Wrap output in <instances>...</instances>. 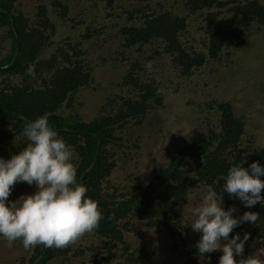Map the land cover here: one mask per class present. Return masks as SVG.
<instances>
[{"label": "trees", "instance_id": "obj_1", "mask_svg": "<svg viewBox=\"0 0 264 264\" xmlns=\"http://www.w3.org/2000/svg\"><path fill=\"white\" fill-rule=\"evenodd\" d=\"M22 1L0 0V157L8 159L22 150L28 143L20 134L24 125L47 114L71 148L77 182L98 202L103 219L68 247L37 245L18 264H145L152 255L147 242L139 243L142 229L165 231L171 253L184 264H198L197 239L185 227L189 195L208 185L220 192L228 169L237 163L264 166V147L243 141L242 107L230 97L210 98L205 104L216 111L215 124L209 118L206 133L185 141L165 165L154 167L146 185L123 186L112 176L118 155L128 147L129 125H143L148 115L164 107L158 73L169 69L197 84L202 78L203 84L224 81L234 64L228 58L251 41L255 27L264 26V0H92L91 9L83 7L75 15L65 0H34L32 14ZM61 25L96 29L64 35ZM193 26L202 32L199 40ZM107 29L119 41L114 64L124 72L96 116L84 120L77 97L92 85L94 69L83 40ZM149 62L151 68H146ZM29 65L34 77L25 74ZM223 201L225 210L241 209L233 213L237 217L245 211L259 215L258 224L245 222L229 234L249 235L243 256L264 248V206L257 202L246 208L227 193ZM221 255L219 250L211 253L210 264H218Z\"/></svg>", "mask_w": 264, "mask_h": 264}, {"label": "rangeland", "instance_id": "obj_2", "mask_svg": "<svg viewBox=\"0 0 264 264\" xmlns=\"http://www.w3.org/2000/svg\"><path fill=\"white\" fill-rule=\"evenodd\" d=\"M65 1L75 10L72 12L73 15L83 7L91 9L93 6L92 0ZM22 4L27 13H33L34 0H23ZM77 18L79 19V16ZM87 18L92 17L84 16L82 19ZM60 28H62L60 34L68 35L92 33L96 26L93 29H85L84 25H81L79 28L69 29L70 31L63 25ZM191 31L199 40L202 32L200 33L196 26L191 27ZM113 34L114 30L107 29L103 34L93 33L90 39L83 40V47L94 69L92 85L84 88L77 97L76 106L84 120L96 116L106 102L107 96L116 89L124 72L121 65L114 64L119 41L116 38L111 39ZM227 61H234V64L229 67L227 78L220 83L210 81V84H203L205 80L202 78L197 84L189 78L181 79L169 69L165 74L162 70L158 73V78L163 82L164 107L148 115L143 125H129L125 135L128 147H124L125 152L118 155V166L112 176L114 182H120L123 186L138 182L146 185L154 167L165 165L185 141L199 138L202 133H206L209 118L210 124H215L217 117L216 111L208 110L205 104H208L214 95L217 98L230 97L236 105L242 107L246 130L243 135L244 143L252 142L264 147V26L255 27L251 41L241 48H236L234 55L231 54ZM224 69L220 67V73L223 74ZM209 79L207 76V80ZM200 105L203 110H200ZM208 127L214 128L213 125ZM133 143L137 146H133ZM261 179H264V176ZM35 191V185H28L26 182L16 183L8 199L14 201L21 195L32 194ZM205 193L206 189L199 186L189 195L188 203L184 207L187 223L192 219L190 208L195 207ZM235 210L239 212L241 209L237 207ZM185 227L191 237L198 241L200 233L194 232L190 225ZM129 239H132V236ZM145 242L147 250L152 255L151 260L145 264H184L177 255L171 253L172 242L165 231L142 229L139 243ZM28 251L20 242H14L9 248L7 242L0 239V264H18L20 258L26 256Z\"/></svg>", "mask_w": 264, "mask_h": 264}, {"label": "clouds", "instance_id": "obj_3", "mask_svg": "<svg viewBox=\"0 0 264 264\" xmlns=\"http://www.w3.org/2000/svg\"><path fill=\"white\" fill-rule=\"evenodd\" d=\"M145 67L151 68V63ZM25 74L34 77V67L29 65ZM20 134L27 145L8 159L0 157V239L9 248L20 241L26 250L37 245L63 249L98 228L102 211L86 195V186L77 182L71 148L50 125L47 114L27 122ZM242 164L228 169L220 192L208 185L200 202L189 210L192 219L186 225L200 233L195 245L198 264H210V254L218 250L222 252L218 264H264V248L243 256L247 233L243 238L239 233L229 237L245 222L258 224L259 215L251 211L233 215L234 207H223V194L239 199L246 208L257 202L264 206V166ZM20 182L35 185L36 191L10 201L14 185Z\"/></svg>", "mask_w": 264, "mask_h": 264}, {"label": "water", "instance_id": "obj_4", "mask_svg": "<svg viewBox=\"0 0 264 264\" xmlns=\"http://www.w3.org/2000/svg\"><path fill=\"white\" fill-rule=\"evenodd\" d=\"M37 261V260H36Z\"/></svg>", "mask_w": 264, "mask_h": 264}]
</instances>
